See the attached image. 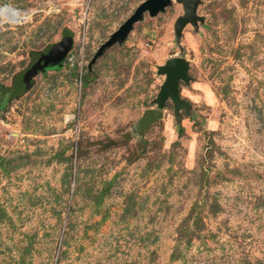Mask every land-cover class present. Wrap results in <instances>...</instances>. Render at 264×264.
<instances>
[{"label":"rangeland","instance_id":"obj_1","mask_svg":"<svg viewBox=\"0 0 264 264\" xmlns=\"http://www.w3.org/2000/svg\"><path fill=\"white\" fill-rule=\"evenodd\" d=\"M142 1L0 0L31 15L0 31V264H264V0H202L182 53L173 1L88 69ZM68 31L62 67L10 93ZM178 56L189 111L136 136Z\"/></svg>","mask_w":264,"mask_h":264},{"label":"water","instance_id":"obj_2","mask_svg":"<svg viewBox=\"0 0 264 264\" xmlns=\"http://www.w3.org/2000/svg\"><path fill=\"white\" fill-rule=\"evenodd\" d=\"M173 1L179 4L182 10V14L173 23L174 44L182 53L181 39L185 27L190 25L197 33L199 27L204 24V16H200L197 13L202 0H144L119 28L100 45L88 63V69L92 68L107 49L124 42L133 30L134 25L144 20L145 15L154 18L172 6ZM72 47L73 38L71 36L63 37L60 42L51 45L48 51L41 57L37 67L31 68L26 73L20 84V88L26 92L33 86V80L39 73L60 69ZM189 69V61L181 56L169 58L164 64L156 66V74L164 77V80L151 102L154 108L151 107L142 112L131 130L133 134L142 137L152 125L158 123L163 118V110L167 103H170L173 107V116L176 123L180 122L179 113L181 111L188 112L190 108L186 100L181 97L180 89L181 83L185 85L190 84Z\"/></svg>","mask_w":264,"mask_h":264},{"label":"built area","instance_id":"obj_3","mask_svg":"<svg viewBox=\"0 0 264 264\" xmlns=\"http://www.w3.org/2000/svg\"><path fill=\"white\" fill-rule=\"evenodd\" d=\"M30 13L27 10L16 8L8 4L0 6V31L6 28L12 29L21 26L30 18ZM79 22L84 23L86 20V11L81 10L78 12Z\"/></svg>","mask_w":264,"mask_h":264},{"label":"trees","instance_id":"obj_4","mask_svg":"<svg viewBox=\"0 0 264 264\" xmlns=\"http://www.w3.org/2000/svg\"><path fill=\"white\" fill-rule=\"evenodd\" d=\"M67 34H68V36L72 35L70 31H68ZM17 85H19V84L15 82V84H13V87H11V89H14L15 87H17Z\"/></svg>","mask_w":264,"mask_h":264},{"label":"flooded vegetation","instance_id":"obj_5","mask_svg":"<svg viewBox=\"0 0 264 264\" xmlns=\"http://www.w3.org/2000/svg\"><path fill=\"white\" fill-rule=\"evenodd\" d=\"M15 84V83H14ZM21 85L19 84V85H17V87H15L14 89H11V92L10 93H15L18 89H19V87H20Z\"/></svg>","mask_w":264,"mask_h":264}]
</instances>
